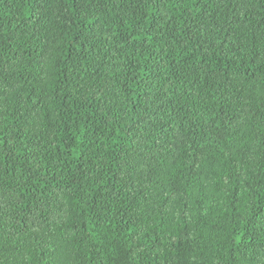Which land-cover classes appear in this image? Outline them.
I'll return each mask as SVG.
<instances>
[{
  "label": "trees",
  "instance_id": "trees-1",
  "mask_svg": "<svg viewBox=\"0 0 264 264\" xmlns=\"http://www.w3.org/2000/svg\"><path fill=\"white\" fill-rule=\"evenodd\" d=\"M0 264H264V0H0Z\"/></svg>",
  "mask_w": 264,
  "mask_h": 264
}]
</instances>
